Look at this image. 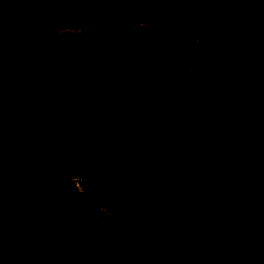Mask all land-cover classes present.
<instances>
[{"label": "trees", "instance_id": "1", "mask_svg": "<svg viewBox=\"0 0 264 264\" xmlns=\"http://www.w3.org/2000/svg\"><path fill=\"white\" fill-rule=\"evenodd\" d=\"M1 1L15 11L0 13V264H264V181L248 179L258 169L232 144L224 156L210 152L207 119L182 128L174 113L182 97L164 91L180 87L176 71L193 65L190 40L204 20L231 44L242 31L262 50L264 0L229 8L179 0L176 14L175 0ZM58 19L81 28L74 43L68 30L52 29ZM142 21L156 37L149 26L131 27ZM81 69L104 79L96 96L68 82ZM129 71L145 81L120 87ZM110 88L116 94L106 98ZM175 164L202 175L201 187L176 185ZM225 166L241 167L242 192L220 177ZM73 176L82 191L16 198L25 183L60 189ZM215 216L234 217L232 258L216 248ZM170 219L194 240L175 242Z\"/></svg>", "mask_w": 264, "mask_h": 264}, {"label": "rangeland", "instance_id": "2", "mask_svg": "<svg viewBox=\"0 0 264 264\" xmlns=\"http://www.w3.org/2000/svg\"><path fill=\"white\" fill-rule=\"evenodd\" d=\"M126 2L129 0H114ZM171 5L170 14L178 13L179 0ZM197 0H189L186 6ZM207 8H229L235 5L234 0H201ZM201 4V3H200ZM183 5V3H181ZM15 8L11 3L0 0V13L13 14ZM251 27H255V17L249 20ZM149 26L152 38L157 36L149 22L142 21L132 23L131 27ZM235 24L229 29H232ZM58 31L68 30L62 25L60 19L52 26ZM69 41L75 42V37L81 32V28L69 29ZM190 51L193 57V65H188L176 71V81L179 86L165 88V93L173 94L177 91L182 99L175 106L180 125L184 129L194 127L201 119L209 122L215 141L208 142L210 152L216 156H224L229 150V145H234L239 156L244 160H250L258 170L248 172L251 181H264V46L262 50L257 46L247 43L242 31L238 34V42L231 44L223 35L217 34L208 20L203 21L202 27L197 30L190 40ZM175 77V76H174ZM68 82L73 86L82 85L86 89L88 97H94L99 93L98 88L104 84V79L91 70H74L68 74ZM145 78L129 71L122 78L120 87L137 86ZM116 94L115 89H108L106 98H112ZM10 153V149H6ZM178 178L174 182L183 189L193 191L201 187L198 178L199 173L182 171L179 164L170 167ZM222 167L220 177L226 180L236 193L242 192L241 167ZM137 171V167H135ZM113 178L114 175H111ZM197 179V180H196ZM163 182L171 186L169 177L164 176ZM127 187L134 184L125 180ZM173 185V183H172ZM74 186L72 183L64 187L50 188L44 180L34 183H25L16 191V198L27 196L35 201L48 202ZM212 209L216 208L213 199L208 200ZM93 227L97 223L92 224ZM215 226L218 231L216 248L223 250L227 257L232 258L231 244L237 238L238 228L234 217L215 216ZM168 231L174 241L191 242L194 240L191 233L177 220L168 221ZM232 264H243V261H233Z\"/></svg>", "mask_w": 264, "mask_h": 264}, {"label": "built area", "instance_id": "3", "mask_svg": "<svg viewBox=\"0 0 264 264\" xmlns=\"http://www.w3.org/2000/svg\"><path fill=\"white\" fill-rule=\"evenodd\" d=\"M71 181L77 191H82V179L80 177L73 176L71 177Z\"/></svg>", "mask_w": 264, "mask_h": 264}]
</instances>
